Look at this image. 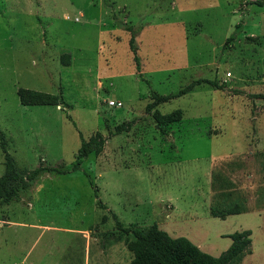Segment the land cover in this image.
Instances as JSON below:
<instances>
[{
	"label": "rangeland",
	"instance_id": "rangeland-1",
	"mask_svg": "<svg viewBox=\"0 0 264 264\" xmlns=\"http://www.w3.org/2000/svg\"><path fill=\"white\" fill-rule=\"evenodd\" d=\"M18 89L61 104L23 106ZM0 134L28 171L102 143L0 205V264H128L113 216L213 257L245 233L240 264H264V0H0Z\"/></svg>",
	"mask_w": 264,
	"mask_h": 264
},
{
	"label": "trees",
	"instance_id": "trees-1",
	"mask_svg": "<svg viewBox=\"0 0 264 264\" xmlns=\"http://www.w3.org/2000/svg\"><path fill=\"white\" fill-rule=\"evenodd\" d=\"M126 30L132 32L131 36H134V31L131 27L126 28ZM231 39L230 37L227 41ZM132 40L129 43L131 48L133 46ZM201 83L208 82L205 80L192 81L177 94L171 96H159L152 93V101L145 107L146 112H150L160 103L185 95L193 87ZM17 96L23 106H57L61 104L62 98L60 94L53 95L29 89H18ZM181 117L182 112L178 109L168 114H160L158 111H154L152 114V118L159 126L177 123L181 120ZM129 127L130 124H120L115 127L114 131L118 134ZM80 139L81 142L75 155V162L70 170L64 169L63 165L54 167L39 165L35 169L28 171L20 170L16 167L13 158L6 151L5 140L0 134V149L3 152L4 160V172L0 176V205H6L18 200L20 191L32 185L41 173L53 172L58 175H65L79 171L81 163L90 153L98 154L101 151L102 143L98 135L97 138H90L88 141ZM94 191L97 192L95 187ZM98 204L101 208L106 209L100 201H98ZM240 212V209H234L228 215ZM113 218L115 220L116 236L122 241L126 249L132 253V260L128 264H240L243 251L250 244V238L245 233H233L229 236L231 245L228 250L218 257H213L202 252L184 237H170L154 224L147 228L135 226L124 228L116 220L115 216ZM105 220L106 216H103L102 221Z\"/></svg>",
	"mask_w": 264,
	"mask_h": 264
},
{
	"label": "built area",
	"instance_id": "built-area-1",
	"mask_svg": "<svg viewBox=\"0 0 264 264\" xmlns=\"http://www.w3.org/2000/svg\"><path fill=\"white\" fill-rule=\"evenodd\" d=\"M121 105L122 104L118 101H108V106H110V107H113V106L121 107Z\"/></svg>",
	"mask_w": 264,
	"mask_h": 264
}]
</instances>
